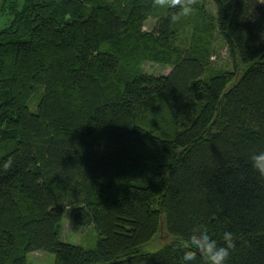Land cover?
<instances>
[{"label": "trees", "instance_id": "1", "mask_svg": "<svg viewBox=\"0 0 264 264\" xmlns=\"http://www.w3.org/2000/svg\"><path fill=\"white\" fill-rule=\"evenodd\" d=\"M193 7L0 0V264H182L201 226L234 234L228 264H264V5ZM66 208L93 248L61 240Z\"/></svg>", "mask_w": 264, "mask_h": 264}, {"label": "clouds", "instance_id": "2", "mask_svg": "<svg viewBox=\"0 0 264 264\" xmlns=\"http://www.w3.org/2000/svg\"><path fill=\"white\" fill-rule=\"evenodd\" d=\"M196 0H154V5L162 9H173L179 6L176 13L171 15V21L176 22L181 17H188L194 12ZM252 167L258 175L264 178V153L254 155L251 158ZM12 167V160L9 159L3 164L6 171ZM222 242L213 238V235L203 226L192 230L187 246H181L182 264H228L231 251L236 247L234 234L225 231L222 234Z\"/></svg>", "mask_w": 264, "mask_h": 264}, {"label": "rangeland", "instance_id": "3", "mask_svg": "<svg viewBox=\"0 0 264 264\" xmlns=\"http://www.w3.org/2000/svg\"><path fill=\"white\" fill-rule=\"evenodd\" d=\"M264 5V0H260ZM156 18L151 16L145 22L143 29L150 30L155 24ZM219 44L217 57L213 56L214 65L222 67H233L234 64L228 55V52L223 44L217 40ZM171 66L162 65L153 62H144L142 69L153 74H165L171 70ZM35 99L31 102V108H35ZM62 234L61 240L73 244H79L86 248H93L97 241V233L93 225L81 227L73 224L70 217V209L66 208L62 217ZM170 239V236L162 228L157 237L149 244V249H157L165 244ZM27 264H54V254L48 251H33L26 255Z\"/></svg>", "mask_w": 264, "mask_h": 264}]
</instances>
